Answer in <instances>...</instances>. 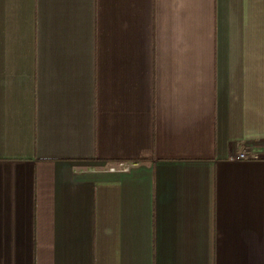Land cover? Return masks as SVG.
Here are the masks:
<instances>
[{
    "label": "crops",
    "instance_id": "1",
    "mask_svg": "<svg viewBox=\"0 0 264 264\" xmlns=\"http://www.w3.org/2000/svg\"><path fill=\"white\" fill-rule=\"evenodd\" d=\"M0 264H264V0H0Z\"/></svg>",
    "mask_w": 264,
    "mask_h": 264
},
{
    "label": "built area",
    "instance_id": "2",
    "mask_svg": "<svg viewBox=\"0 0 264 264\" xmlns=\"http://www.w3.org/2000/svg\"><path fill=\"white\" fill-rule=\"evenodd\" d=\"M260 152L254 149H244L237 152V154L233 157V160L238 161H255L260 158ZM135 164L119 162L118 165L110 167L109 171L112 173L116 172H129Z\"/></svg>",
    "mask_w": 264,
    "mask_h": 264
}]
</instances>
